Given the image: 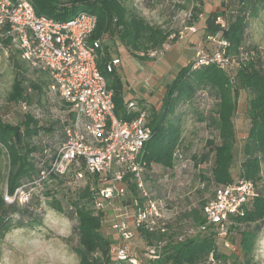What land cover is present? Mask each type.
I'll list each match as a JSON object with an SVG mask.
<instances>
[{"label": "trees", "instance_id": "obj_1", "mask_svg": "<svg viewBox=\"0 0 264 264\" xmlns=\"http://www.w3.org/2000/svg\"><path fill=\"white\" fill-rule=\"evenodd\" d=\"M30 1L37 15H44L54 20H66L80 13H93L97 17V28L92 39L101 41V37L109 36L118 30L120 42L128 50L135 49L140 42H143L148 50L158 49L169 37L168 33L160 29H154L135 17H129L125 8L117 1L109 2L107 5H99L96 1L88 0H72L66 3L58 0ZM236 1L239 6L233 18L224 20L225 28L217 23V19H223V13L219 11L208 13L203 27L205 34L218 35L229 43L228 53L235 56L238 61L236 75L228 78L226 72L214 66L192 70L190 65H186L176 73L171 83L166 85L160 107L157 110L150 109L148 113L151 138L144 145L142 159L147 165L150 163L154 165L151 177H154L156 172L155 166H160L165 171L171 170L174 166V151L180 148L182 143L183 117L178 107L184 103H193L195 97L199 99L201 97L199 94L206 91L215 99L213 115L209 120L207 119L206 126L211 132H215L216 136L215 139L206 140L207 149L199 156V163L209 161L212 155L210 177L207 180L212 194L216 186L232 183L235 180L230 171L234 160L235 143L233 116L237 108V94L243 90L251 97L247 109L249 128L243 142V161L239 166L238 179L249 180L255 186L257 181L261 180L260 173L264 164V50L254 52L255 57H252L255 49L250 45H244V38L248 17L257 14L258 6L264 4L262 0ZM109 59L107 50L103 51L97 66L106 78L108 88L112 90L114 114L118 119H132L134 114L124 116L118 112L121 108L119 92L108 84V78L114 72L107 74L104 70V65ZM13 68L12 99L15 102L29 104L31 98L27 93L29 89L27 86L33 90L40 87L32 82L28 85L24 84L25 78L17 60H13ZM63 107L67 110V115L61 124L63 126L61 140L57 139V141L44 136L52 133L56 124L43 127L31 114H25L18 124L5 123L0 119V154L6 157L4 185L7 196L12 197L19 188L33 190L46 182H39V175L47 168L49 161L63 144L64 127L74 119V113L70 108L65 105ZM192 158L196 159L195 156ZM52 178L56 177L52 176L49 179ZM149 178V175L144 177L145 180ZM202 179L206 180V177ZM129 191L137 197L133 183L129 184ZM256 192L257 196L245 205L243 214L231 217L228 222L229 230L236 229L239 234L237 248L240 261L237 264H256L253 259L254 251L264 224V190H258L256 187ZM2 193L0 192V236L9 232L14 225L17 228L31 227V222L23 218V214L31 215L29 208L25 207L21 212L15 201L10 204L5 203ZM65 196L63 191L62 197ZM205 203H202L201 209H192L186 215L195 226L204 222L202 208ZM66 210L71 212L72 208L67 206ZM14 214L20 217L12 223ZM76 217L79 247L75 252L80 258V264H112L108 260L109 241L100 233V219L90 215L86 210L79 209ZM248 224L253 227L241 231V227ZM169 228L170 226L168 230ZM142 234L149 243L153 240L160 242L166 235L146 232ZM215 239L214 234L207 232L181 241L169 240L162 247L159 258L149 261V264H206L210 255L216 264H226L227 258L216 251Z\"/></svg>", "mask_w": 264, "mask_h": 264}, {"label": "built area", "instance_id": "obj_2", "mask_svg": "<svg viewBox=\"0 0 264 264\" xmlns=\"http://www.w3.org/2000/svg\"><path fill=\"white\" fill-rule=\"evenodd\" d=\"M187 16L189 20L190 14ZM217 23L222 28L226 26L223 19H217ZM96 28L97 17L93 13L54 20L37 15L30 0H0V62L7 61L9 54L15 52L29 67L47 77L48 94L74 113L73 121L63 129V144L47 168L41 171L39 182L52 176L63 177L71 169H74V179L79 181L83 179L79 170L82 167L92 180L94 207L101 214H107V226L118 237V242L108 250L112 264H145L144 260L159 258L158 251L163 242L145 246L141 258L124 243L135 238V230L165 235L169 227V217L162 213V203L152 197L146 185L148 180L144 179L148 175L151 178L154 171V165H147L142 159L144 145L151 138L148 114L135 103H128V111L135 116L129 120L115 116L112 90L97 66L102 43L92 39ZM183 30L196 32L193 23ZM208 39L213 41V47L208 49L206 44L196 48L189 63L192 70L214 66L229 72L238 67V61L228 53L229 43L223 37L213 35ZM168 49L165 42L160 48L146 50L139 56L159 58ZM119 65L120 59L112 58L104 65V70L111 74ZM173 158L171 170L175 169L176 161L182 159L180 148L174 151ZM187 167L184 160L179 169ZM126 178L135 185L137 197L129 192ZM122 184H125L124 188ZM256 196V186L249 180L236 179L230 184L216 186L202 208L204 222L185 228L183 236L205 234L208 227L218 229L219 236L226 235L229 219L241 216L245 205ZM29 197L27 193L24 200ZM5 199L13 203L17 192L12 197L5 194ZM122 201L126 204L118 207L116 203ZM206 264H216L212 255Z\"/></svg>", "mask_w": 264, "mask_h": 264}, {"label": "rangeland", "instance_id": "obj_3", "mask_svg": "<svg viewBox=\"0 0 264 264\" xmlns=\"http://www.w3.org/2000/svg\"><path fill=\"white\" fill-rule=\"evenodd\" d=\"M58 1L66 3L72 0ZM88 1H96L99 5H107L113 1L119 2L125 8L129 17H135L154 29L158 28L168 33L169 37L166 43L169 45V49L172 44L183 41L187 34L198 33L200 42L195 48L199 45H208V49H211L214 43L209 39L207 41V37H210L209 34L205 38L204 29L200 24L203 21L202 19H205L207 14L213 11L222 12L223 20L233 18L239 6L236 0ZM262 1L264 4V0ZM258 7L257 14L248 17L244 38V45H250L255 49L252 57H255L254 52L264 50V5ZM188 14H190L189 20L187 18ZM193 17L195 20H193ZM191 23L196 28L195 33L183 30L185 26H190ZM180 33H182V38H179ZM118 34V30H116L109 36L101 37L102 50L98 55V61L103 51L107 50L109 58L116 56L122 58V68L119 71L122 77L128 79L131 83L145 82L147 72L140 67L139 61L158 62L161 59L140 57V53L148 50L143 42L138 43L135 49L129 48L128 50L120 42ZM13 60H17L22 68L25 78L24 84L28 85L29 82H32L40 87L33 90L27 86L29 88L27 93L31 98L29 104L15 102L12 99ZM163 69H165L163 74V79H166L165 84L171 83L172 77L178 72L175 69L178 68L176 67L173 70V68L168 69V67H165ZM236 72V68H233L231 71L226 72V76L233 78ZM47 83V77L43 73L29 67L15 52L10 53L7 61L0 62V119L5 123L18 124L23 120L25 114H31L43 127L56 124L52 133L44 134V136L56 141L57 139L61 140V129L63 127L61 124L66 119L67 110L60 100L48 94ZM199 95L201 97L199 99L195 97L193 103H184L178 107V111L182 112L183 117L181 125L182 143L180 146L181 161H176V167L171 171H165L162 167L155 166L154 177L148 179L146 184L152 197L162 203V213L167 218L169 217V238L172 240L176 236H183L182 231L184 228L195 226L186 217L187 213L192 209H201L202 203H205L212 196L211 187L207 181L210 177L212 155L209 161L203 163H199V156L207 149L205 147L206 140L215 139L216 136V133L211 132L209 127L207 129L206 126L207 119L209 120V117L213 115L215 99L206 91ZM237 96V108L233 116L235 131L234 160L230 170L235 180L238 179L239 166L243 161V142L249 128L247 109L251 97L248 92L243 90L239 91ZM194 156L196 157L195 160L192 158ZM182 160L187 161L188 167L180 170L179 167L183 164ZM6 168V157L4 154H0V192H3L5 203L10 204L5 199L4 177ZM79 170L83 173V179L79 181L74 179V169H71L63 177L49 179L33 190L28 188L16 190L17 199L14 203L18 205L21 212L25 207L29 208L31 215L26 216L23 214V218L29 223L31 222V227L17 228L14 225V228L10 229L9 232L0 236V264H80V258L75 252V249L79 247L76 217L78 209L80 211L86 210L90 215L98 217L100 219V233L104 237H111V232L105 231L109 223V217L106 213L101 214L94 207L91 194V177L84 172L82 167ZM260 176L261 180L257 181L256 187L258 190L263 191L264 164ZM202 177H206V180H203ZM125 184L129 190V184L132 183L128 181V178H126ZM125 184H122V188L125 187ZM63 191L66 194L64 198L62 197ZM129 192L126 193L129 194ZM27 193L30 197L25 201L24 196ZM166 195L169 196L168 199L165 198ZM116 204L118 207H123L126 201ZM67 206L72 208L71 212L66 210ZM19 217L20 215L14 214L12 223L18 220ZM252 227L251 224L243 225L241 231ZM225 232L226 235L219 236L218 229L208 227V233L214 234L216 238L217 253L227 258L226 264H237L240 261L237 248L238 231L236 229L229 230L227 226ZM226 244H229V246L226 247ZM159 250L161 251V249ZM253 259L256 264H264V224L258 235Z\"/></svg>", "mask_w": 264, "mask_h": 264}, {"label": "crops", "instance_id": "obj_4", "mask_svg": "<svg viewBox=\"0 0 264 264\" xmlns=\"http://www.w3.org/2000/svg\"><path fill=\"white\" fill-rule=\"evenodd\" d=\"M202 20L203 21H201L202 23L200 24L203 28L204 19ZM198 35L199 33L198 34H187L183 41L172 44L170 49L162 57L158 58V59H161V60H158V62L157 61L141 62L138 60L140 63V67L145 69V71L147 72V77L145 79V82L131 83L128 79L122 77L119 74V71L122 68L121 67L122 62H123L122 58H120L119 56L110 58V59L112 58L120 59L119 67L108 78V82H109L108 84L114 86L119 92L121 108L118 109V112L120 113V115H124V116L133 115V113L129 112L127 109L128 103H135L138 108L143 109L146 112L148 111V113L150 109L157 110L160 107L162 98L166 92V85L170 83L168 82L167 84H165L166 79H163V74L165 73V69L163 68L168 67V69L173 68L174 70L177 67L178 69H175V71H179L181 68L185 67L186 65H189L190 61L194 57V53L196 50L195 47L200 42ZM206 37H207V34H205V38ZM164 56L165 58H163ZM163 82H164V85L162 86ZM130 227L133 229V226L131 224H130ZM105 231L111 232V237L105 236L109 240V247L113 244H116L118 242V237H117L116 232L109 229L108 226H106ZM135 231H136L135 238L129 243H124V245H126L138 257L141 258L143 255V250L145 246L153 245L155 244L156 241L153 240V242L149 243L145 240L141 231H138V230H135ZM168 234H169V230H168V233L164 236V238L160 241V242H163V246H165L169 240H172L171 238H169ZM199 235H203V234H199ZM195 236L196 235L185 236V237L176 236L173 241H181L185 238H192ZM109 260H110V257H109ZM149 261L151 260H148V261L144 260V263L149 264Z\"/></svg>", "mask_w": 264, "mask_h": 264}]
</instances>
